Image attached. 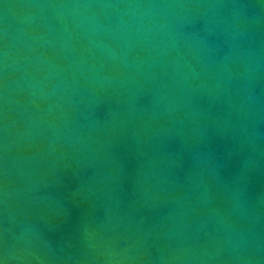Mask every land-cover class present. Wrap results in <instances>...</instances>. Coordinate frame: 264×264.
Returning <instances> with one entry per match:
<instances>
[{"label":"water","instance_id":"1","mask_svg":"<svg viewBox=\"0 0 264 264\" xmlns=\"http://www.w3.org/2000/svg\"><path fill=\"white\" fill-rule=\"evenodd\" d=\"M0 264H264V0H0Z\"/></svg>","mask_w":264,"mask_h":264}]
</instances>
